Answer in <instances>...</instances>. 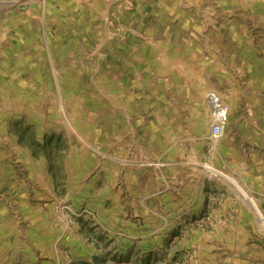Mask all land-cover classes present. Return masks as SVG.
I'll return each instance as SVG.
<instances>
[{
    "label": "rangeland",
    "instance_id": "obj_1",
    "mask_svg": "<svg viewBox=\"0 0 264 264\" xmlns=\"http://www.w3.org/2000/svg\"><path fill=\"white\" fill-rule=\"evenodd\" d=\"M237 19L264 30V0H0V197L23 212L0 264H264V158L208 140L213 92L172 86L174 47ZM155 192V222L125 214Z\"/></svg>",
    "mask_w": 264,
    "mask_h": 264
},
{
    "label": "crops",
    "instance_id": "obj_2",
    "mask_svg": "<svg viewBox=\"0 0 264 264\" xmlns=\"http://www.w3.org/2000/svg\"><path fill=\"white\" fill-rule=\"evenodd\" d=\"M77 1L75 0V2ZM241 6L245 9L246 4ZM250 25L245 19H237V22H230L225 29L217 32H195L198 39L196 44L191 42L188 45L174 47L173 61L175 64L172 72V86L174 95L177 97L176 101L181 103L187 101L188 96L191 97L190 102L192 103V98L195 100L194 96H207L211 92L217 93L230 110L227 132L220 140L222 149L233 155L237 153L244 156L257 152L264 158V30L258 32L250 30ZM215 39L221 41L216 42ZM251 60L255 62L251 63ZM152 102L149 103L153 104ZM160 103L157 100L155 104L160 107ZM178 114L182 118V113L177 112L176 115L178 116ZM188 119L190 123L187 126V133L193 135L196 127L192 121L193 118ZM211 124L208 126V140H212L210 136ZM191 146V143H187L177 144L173 150L168 148L164 153L173 151L180 161L165 160L161 166L163 168L179 166L183 169L189 167L190 165L186 164L184 161L186 158L183 155L189 151ZM253 166L260 174L264 175L263 163ZM127 191L129 190L127 189ZM158 195L159 192H155V195L141 194L137 201L126 196L125 199L128 202L125 205L127 207L125 214L141 215L145 217L144 222H155V218L160 217L157 209L159 204L152 202L153 197ZM0 198L1 246L3 243L9 245L15 238V233L17 234L16 239H20L23 235L20 226V217H23V212L19 204L20 199L15 193L3 194ZM28 211L29 213L34 211L35 214L38 209L30 207ZM60 211L73 212L68 206L60 208ZM150 216L154 218L151 219ZM144 227H147L146 224ZM46 263L81 264V261H67L58 251L56 258L50 259ZM46 263L35 261V264Z\"/></svg>",
    "mask_w": 264,
    "mask_h": 264
},
{
    "label": "built area",
    "instance_id": "obj_3",
    "mask_svg": "<svg viewBox=\"0 0 264 264\" xmlns=\"http://www.w3.org/2000/svg\"><path fill=\"white\" fill-rule=\"evenodd\" d=\"M208 100L212 116L210 136L212 141L219 142L227 132L230 110L227 104L216 93L209 94Z\"/></svg>",
    "mask_w": 264,
    "mask_h": 264
},
{
    "label": "bare ground",
    "instance_id": "obj_4",
    "mask_svg": "<svg viewBox=\"0 0 264 264\" xmlns=\"http://www.w3.org/2000/svg\"><path fill=\"white\" fill-rule=\"evenodd\" d=\"M251 203V202H250ZM251 205L254 207V211L256 212V215L259 217V219H262V216L260 215L259 210L257 209V207L255 206V204L251 203Z\"/></svg>",
    "mask_w": 264,
    "mask_h": 264
},
{
    "label": "trees",
    "instance_id": "obj_5",
    "mask_svg": "<svg viewBox=\"0 0 264 264\" xmlns=\"http://www.w3.org/2000/svg\"><path fill=\"white\" fill-rule=\"evenodd\" d=\"M85 264V263H84Z\"/></svg>",
    "mask_w": 264,
    "mask_h": 264
}]
</instances>
